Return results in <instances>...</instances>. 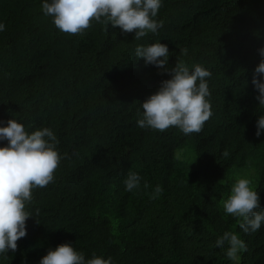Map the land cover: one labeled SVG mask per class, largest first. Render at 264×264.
I'll use <instances>...</instances> for the list:
<instances>
[{
    "label": "trees",
    "instance_id": "trees-1",
    "mask_svg": "<svg viewBox=\"0 0 264 264\" xmlns=\"http://www.w3.org/2000/svg\"><path fill=\"white\" fill-rule=\"evenodd\" d=\"M44 2L0 0V127L16 119L29 134L51 129L62 159L54 181L33 190L27 236L0 264H39L65 243L86 262L264 264V223L245 233L223 208L248 178L264 211V132L256 135L264 107L252 84L264 59V0H161L154 19L163 27L138 40L96 21L82 35L61 32ZM158 42L169 48L165 69L135 55ZM177 61L211 72L213 115L189 135L139 127L142 103ZM129 171L143 178L132 192ZM226 231L246 244L238 261L215 247Z\"/></svg>",
    "mask_w": 264,
    "mask_h": 264
},
{
    "label": "clouds",
    "instance_id": "clouds-1",
    "mask_svg": "<svg viewBox=\"0 0 264 264\" xmlns=\"http://www.w3.org/2000/svg\"><path fill=\"white\" fill-rule=\"evenodd\" d=\"M161 6V0H45L42 9L46 15L53 17L56 28L64 33L82 35L91 27V22L96 21L119 28L124 34L134 32L138 40L149 33L156 34L163 27V21L154 19ZM5 28L0 23V31ZM258 51L264 58V48ZM187 53L186 48L181 49L182 55ZM135 55L143 58L146 64L165 69L169 48L159 42L138 46ZM166 71L171 79L163 80L159 90L142 103L143 117L138 119V126L161 132L177 127L185 135L199 133L213 115L207 83L211 72L200 64L190 69L184 61H177L174 68ZM261 76H264V59L256 67L252 80L259 93L256 99L264 107ZM262 132L264 116L257 121V137ZM0 141L8 142L7 146L0 147V254H7L15 252L17 241L27 236L26 222L32 213L26 209L32 202L33 190L44 188L54 181V173L62 157L57 150L58 140L51 129L43 128L29 134L16 119H10L6 127H0ZM223 156H229L227 149ZM142 179L138 173L129 171L124 180L126 191L138 189ZM144 187L148 185L145 183ZM162 191L157 186L150 194L151 198H157ZM260 207V194L253 189L248 178L236 180L231 194L223 201L225 212L238 218L239 227L245 233L258 231L264 223V211H257ZM215 247L224 250L226 257L234 262L239 260L241 251H247L245 242L231 231L217 238ZM39 264H113V261L111 257L93 256L86 262L82 252L65 243L50 249Z\"/></svg>",
    "mask_w": 264,
    "mask_h": 264
}]
</instances>
